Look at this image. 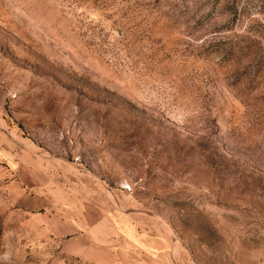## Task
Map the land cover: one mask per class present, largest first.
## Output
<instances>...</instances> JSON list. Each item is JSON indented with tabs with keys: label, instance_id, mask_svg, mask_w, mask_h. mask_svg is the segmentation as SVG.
Wrapping results in <instances>:
<instances>
[{
	"label": "rangeland",
	"instance_id": "374dc122",
	"mask_svg": "<svg viewBox=\"0 0 264 264\" xmlns=\"http://www.w3.org/2000/svg\"><path fill=\"white\" fill-rule=\"evenodd\" d=\"M0 264H264V0H0Z\"/></svg>",
	"mask_w": 264,
	"mask_h": 264
}]
</instances>
